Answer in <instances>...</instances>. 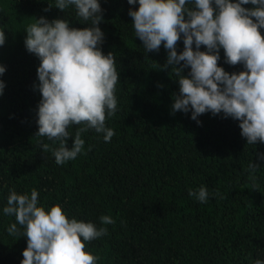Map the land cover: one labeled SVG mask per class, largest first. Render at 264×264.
Listing matches in <instances>:
<instances>
[{
  "label": "trees",
  "instance_id": "obj_1",
  "mask_svg": "<svg viewBox=\"0 0 264 264\" xmlns=\"http://www.w3.org/2000/svg\"><path fill=\"white\" fill-rule=\"evenodd\" d=\"M47 3L0 0V30L6 33L0 46V63L6 66L0 76L6 82L0 95V207L9 188L21 193L36 188L40 203L59 204L69 217L99 227V217L110 215L114 223L104 225L107 233L85 242V249L99 257L97 264H250L264 259V161H259L255 183L246 171L250 160L258 162L256 153L264 152V143L248 145L238 121L222 114L205 112L197 124L190 113H172L178 81L172 66L159 67L166 61L163 43L159 51L146 53L134 37L127 10L138 5L100 0L101 48L113 52L119 73L117 111L105 120L115 134L105 142L102 133L88 129L81 133L84 150L73 160L55 163L51 149L58 141L35 135L41 94L33 82L38 83L40 61L25 48L24 29L40 15H66L70 26L86 25L74 9L64 13L52 6L44 12ZM182 48L178 40L177 51ZM220 55L217 63L229 73L243 69L240 63H225L223 49ZM79 126L67 130L74 134ZM67 141L70 147L72 137ZM200 185L220 195L199 202L188 193ZM10 222H15L13 215L0 213V264H20L26 247L22 228L16 235L5 230Z\"/></svg>",
  "mask_w": 264,
  "mask_h": 264
},
{
  "label": "clouds",
  "instance_id": "obj_2",
  "mask_svg": "<svg viewBox=\"0 0 264 264\" xmlns=\"http://www.w3.org/2000/svg\"><path fill=\"white\" fill-rule=\"evenodd\" d=\"M127 4L138 5L129 7L127 14L143 50L159 51L162 43L166 50V61L159 67L172 66L179 85L178 93L172 94V113H190L197 124L200 114H222L238 121L248 145L264 143V0H127ZM52 6L64 13L74 9L86 25L70 26L66 15L52 19L40 15L24 29V46L40 61L38 83L33 82L41 94L35 135L58 141L51 151L55 163L63 164L84 150L82 132L93 129L102 133L105 142L115 134L105 120L117 111L119 73L113 52L101 48L105 33L99 26L104 19L100 0H48L43 11ZM5 40L6 33L0 30V46ZM178 40L183 44L179 52ZM221 49L225 63H240L243 69L229 73L219 65ZM185 68L187 75L182 74ZM5 71L0 63V76ZM5 84L0 79V95ZM69 125L80 126L73 134L67 130ZM68 137H72L70 147ZM256 158L258 162L250 160L246 168L253 183L264 152L258 151ZM188 194L202 203L220 195L205 185L189 189ZM0 213L15 218L6 226L9 234L16 235L22 228L27 238L20 264H97L99 257L85 249V242L105 235L104 225L114 223L110 215L99 217V227L91 220L69 217L59 204L40 203L36 188L22 193L9 188ZM250 264H264V259Z\"/></svg>",
  "mask_w": 264,
  "mask_h": 264
}]
</instances>
